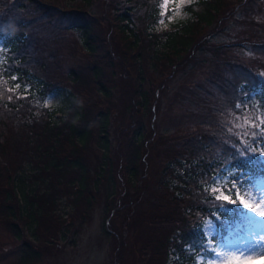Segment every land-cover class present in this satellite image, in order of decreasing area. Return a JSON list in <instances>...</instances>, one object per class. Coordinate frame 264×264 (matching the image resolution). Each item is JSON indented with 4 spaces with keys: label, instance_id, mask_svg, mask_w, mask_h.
I'll return each mask as SVG.
<instances>
[{
    "label": "trees",
    "instance_id": "obj_1",
    "mask_svg": "<svg viewBox=\"0 0 264 264\" xmlns=\"http://www.w3.org/2000/svg\"><path fill=\"white\" fill-rule=\"evenodd\" d=\"M103 1L105 8L110 6L115 13L110 23L92 12L101 4L100 0H0V52L3 53L0 60V224L10 222L9 231L17 240L22 239V223L27 225V220L33 238L40 242L46 238L41 230L42 224L52 218L54 201L58 196L52 181L61 183L63 179L67 181L77 176L75 181L79 195L76 200L90 192V168L84 162L83 154L95 136L96 127L98 147L103 155L96 182L101 185L106 172L109 173L108 180L113 178L109 158L112 87L120 71L126 73V69L129 80L133 82L134 97L130 106L134 125L130 127L132 136L126 169L131 185L136 186L141 181L140 170L145 165L148 140L144 119L151 114L159 93L158 88L145 89L147 74L166 75L163 82L171 79L182 57L186 59V55L190 56L199 47L198 38L203 30L229 20L228 13H232L234 4L242 3V0H192L186 8L188 19L185 22L174 25L171 30H161V11L156 5L157 0H109L111 5ZM263 1L249 0L251 12L262 16L261 10L254 8L262 5ZM65 9L75 14L71 29L79 35L81 49L89 61L87 66L72 68L67 77L56 73L60 70L57 54L48 49L40 31L41 27L50 25L52 16H60V11ZM32 13L36 14V18L30 17ZM41 17H47V23L42 24ZM260 18L263 24H258L264 29V17ZM105 26H109L110 35L120 42L119 47L124 50L122 55L108 48L110 39L104 36ZM254 34L259 40L256 41L260 55L264 52V32ZM228 48L224 45L213 47L210 51L219 52L220 49V52H226ZM198 61L203 60H195L194 67L199 66ZM221 63L225 64L226 60L222 59ZM230 65L229 71L235 74V82L221 80L220 76H217L220 86L209 82L210 86L214 85L218 92L221 91L223 97L208 104L207 117L199 118L194 127L188 122L175 127L173 133L161 136L158 142L162 155L165 153L160 158L163 167L158 182L169 199L163 206L165 209L159 207L162 214H156L154 221L145 225H149V229H152L151 226L179 225V230H174L179 234L174 235L176 244L170 255L178 256L180 264H195L199 255L205 256L209 252L201 226L206 218L216 219L215 212L229 208L228 214L216 219L219 231L225 229L228 223L245 221L238 216L241 212L239 204L217 201L208 191L214 178L226 167L236 171L235 179L250 178L248 183L264 178V158L259 154V149L264 148V141L251 142V133L258 130L245 126L237 135L239 131L230 132V124L226 123L228 118L237 116L241 117L239 121L236 119L240 124H243L245 116H251L256 123H259L257 117L264 118V82L261 83L255 71L244 63L236 69ZM240 79L245 82L238 87ZM22 82L32 83L34 87L28 96H22L15 88L17 83ZM257 90L258 93L252 96ZM245 92H248L247 97ZM54 93L63 97L62 107L52 111L43 108L41 104ZM190 93L192 101L197 100L195 105L198 100L201 103L196 93ZM17 94L21 98L14 100ZM212 97L206 93V98L212 100ZM238 103L241 108H236ZM62 114L67 116L65 120ZM136 114L140 118L138 125ZM245 131L248 135H244ZM249 144L257 149L255 155L246 151ZM156 145L149 146L156 150ZM23 160L42 162L40 165L43 168H37L32 176L31 181L36 187L30 194L22 188L25 182L14 176ZM113 188L114 184L111 190ZM168 204L175 208V215L166 212ZM181 213L187 217H179ZM184 217L191 222L183 221ZM171 239L166 237V243H173ZM216 241L217 238L211 243L215 245ZM26 247L28 250L34 247L37 252L29 251L22 264H37L42 259V247L28 243ZM160 251H163L162 245L150 242L143 249L140 264H156ZM170 255L168 253V257ZM125 256L120 254V264L125 261ZM162 263L157 261V264Z\"/></svg>",
    "mask_w": 264,
    "mask_h": 264
},
{
    "label": "rangeland",
    "instance_id": "obj_2",
    "mask_svg": "<svg viewBox=\"0 0 264 264\" xmlns=\"http://www.w3.org/2000/svg\"><path fill=\"white\" fill-rule=\"evenodd\" d=\"M248 1L242 0V3L238 2L236 6L234 4L232 13H228L230 15L229 20L222 21V24L215 23L212 27L203 30L198 38L199 47L190 56L186 55V59L182 57V60L177 63L179 68L171 79L163 82L166 75L161 77V74L154 72L147 74L148 83L145 89L149 91L151 88L153 90L158 88L159 93L156 94L151 114L144 119L148 140L145 149L147 150L145 165L140 170L141 181L136 186L131 185L126 169L128 145L132 136L130 135V127L134 125L130 111V106L134 101L131 85L133 82L131 79L129 80L128 69H126L124 70L126 73L120 71V74L115 78L116 81L113 79L115 85L112 87L114 92L110 108L113 116L110 126L111 150L109 158L113 169V178L108 180L109 173L106 172L105 181H102L101 185L96 182L103 156L98 147L96 127L95 136L83 154L84 162L90 168L89 178L91 181L88 190L91 194L89 195L90 192H87L82 199L76 200L79 195L77 193L78 184L75 181L77 176L76 178H69L67 181L63 179L61 183L48 178L50 184L52 181V185L57 187L58 196L54 201L52 218L46 219L45 223L42 224L41 230L45 233L46 238L42 242L33 238L31 230H29L28 220L26 221L27 225L22 223L24 235L21 240H17L9 231L10 222L6 225L0 224V264H22L29 251H36L34 247L28 250L27 243L40 246L43 249L41 252L42 259L37 264H120L118 262L120 254L126 255L122 264H140L143 249L150 242L160 247L163 246V251L159 252L157 261L161 260L162 264H180L178 256L170 255L171 249L176 244L174 241L176 232L174 230H179V225L174 223L170 226L168 224L159 227L151 226L152 229H149V225L148 227L145 225L146 222L154 221L156 214H162L159 207L166 205L169 199L165 195V189H162L158 182L163 167L160 158L165 154L162 155V148L159 147L158 142L161 136L173 133L175 127L185 122L194 127L199 118L204 117L205 119L207 117L208 104L216 99L221 100L223 97L220 94L221 91L218 92V89L214 88V85L210 86V83L219 84L220 79H217V76H220L221 80L230 79V82H235L233 78L235 74L229 71L231 70L229 64H231L232 69H236L240 66L239 64L244 63L255 71L254 73L261 83L264 82V52H260L259 55L257 34H254L257 31L264 32V29L258 24H263L260 17H264V1L262 5L254 8V10H261L262 16L258 12L256 14L251 12ZM100 2L101 4L97 5L92 12L98 13L99 18H105V21L110 23L113 14H115L113 8L110 6L105 8L104 1L100 0ZM156 2L161 11L159 20L161 30H171L174 25L188 19L186 8L192 0H167V9L160 7L161 4L165 3V0H157ZM106 3L111 5L109 0H106ZM177 4L181 6L177 8ZM60 13V16H52L50 25L41 27L40 31L42 30L41 36L48 49L57 54V64L60 66V70H57L56 73L67 77V73L72 68L87 66L89 61L81 49L79 35L71 29L75 14L69 13L66 9ZM35 16L36 14L32 13L30 17ZM46 19L47 17H41V23H47ZM104 36L110 39L108 48L112 49L113 53L118 55L124 53L123 48L119 47L120 42L110 35L109 26H105ZM238 43H242V45ZM224 45L229 46L226 52H220V49L219 52L210 51L213 47L218 48ZM1 58H3L2 52H0V60ZM222 59L226 60L225 64L221 63ZM195 60L203 61H198L199 66L194 67ZM244 82L240 79L237 84L238 87ZM15 88L23 94L22 96H28L34 87L32 83L22 82L21 84L17 83ZM190 92L196 93L198 99L201 98V103L198 100V104L195 105L197 100L192 101ZM206 93L214 96L212 100L206 98ZM257 93L258 90L253 91L252 96ZM9 97L7 95V98ZM20 98L21 96L17 94L13 99L19 100ZM255 103L258 105L257 101ZM62 105L63 97L57 93L47 97L41 104L43 108L51 111L60 109ZM187 114L191 115L185 119L184 116ZM57 115L61 117L59 113ZM62 117L65 120L67 116L62 114ZM136 120L138 125L140 118L137 117V114ZM226 123L230 124V132L239 131L237 135L240 134L241 127L236 126V118H228ZM151 144L156 145V150H152ZM41 163L23 160L19 163L20 168L14 173L20 182L21 180L25 182L22 184V188L24 187V190L29 194L36 187L31 180L37 168L42 167ZM235 175L236 171L231 167L224 168L223 172L214 178L209 189L223 187L225 184L231 188ZM68 181L72 182L68 183ZM257 183L264 186V178L256 179L253 183L250 182V184ZM113 184L115 188L111 190ZM133 200L134 202H132ZM239 206L241 212L238 216L245 218L243 222L228 223L225 229L219 231L216 219L229 213L227 207L215 212L216 219L209 217L203 221L201 232L207 239L209 252L205 256L199 255L195 264H210L212 261H215V264H221L213 249L216 251L224 249L218 247L216 243L215 245L211 243L215 238L221 242V245L243 246L250 231V225L246 219V213L249 210ZM167 211L175 215V208L169 204ZM126 214L128 217L124 218ZM183 216L186 215L184 213L179 215V217ZM184 220L191 222L188 218ZM194 223L195 221L192 222V225ZM135 226L138 228L135 229ZM178 234L179 232L176 235ZM166 237L172 238L173 243H166ZM253 264H264V258L255 259Z\"/></svg>",
    "mask_w": 264,
    "mask_h": 264
},
{
    "label": "snow or ice",
    "instance_id": "obj_3",
    "mask_svg": "<svg viewBox=\"0 0 264 264\" xmlns=\"http://www.w3.org/2000/svg\"><path fill=\"white\" fill-rule=\"evenodd\" d=\"M180 6V4L176 5L177 8ZM160 7L167 9V0ZM9 90L11 91V89ZM244 95L247 97L248 92H245ZM236 108H241V104H236ZM236 119L239 121L241 117L238 116ZM257 119H259V123L252 120L251 116H245L243 117V124L237 123L236 125L237 127L247 126V128L258 130L251 133V142L253 143L264 141V127H262L264 119H260L259 117ZM244 135H248V132L245 131ZM246 151L255 155L257 149L251 148L249 144L246 147ZM259 154L264 158V148L259 149ZM249 179L248 177H245L243 180L234 179L231 188H228L227 184H225L223 187L208 189L214 195L215 200L233 205L239 204L244 209L249 210L246 213V219L250 225V231L243 246L231 247L221 245L220 241H216L217 246L224 249L222 251L213 249L215 256L220 260L221 264H253L255 259L264 258V186H261L259 183L250 184L248 183ZM210 264H215V261L210 262Z\"/></svg>",
    "mask_w": 264,
    "mask_h": 264
}]
</instances>
